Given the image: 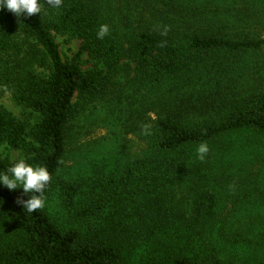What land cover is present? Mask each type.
<instances>
[{
  "label": "rangeland",
  "instance_id": "374dc122",
  "mask_svg": "<svg viewBox=\"0 0 264 264\" xmlns=\"http://www.w3.org/2000/svg\"><path fill=\"white\" fill-rule=\"evenodd\" d=\"M108 36L128 48L141 32L168 37L182 45L192 36H217L231 40H264V0H89ZM48 0H42L44 17ZM64 60L76 59L85 71L108 74V90L99 98L74 99L78 113L67 127L61 176L76 182H110L131 160L146 156L159 116L175 114L195 124L226 116L234 102L264 90V47L255 51L215 52L189 74L153 84L136 77L137 64L121 59L95 60L81 38L56 34ZM35 36L17 28L7 49L0 48V108L36 125L41 115L17 96L33 76L46 79L51 68ZM212 146V147H211ZM209 180L197 179L175 187L180 221L154 242L131 250L135 264L154 254L183 253L190 257L217 256L224 264H264V132L242 131L209 144ZM21 150L0 145V158H23ZM116 174V175H114ZM212 189V213L201 222L191 217L198 197ZM99 191L103 192L101 185ZM89 189H85L87 196ZM44 209L62 229L91 231L107 224L112 207L100 221L81 220L76 208L64 203L60 189L52 188ZM78 201L77 207H80ZM134 211V210H133ZM124 213V212H123ZM131 209L125 215L131 214ZM130 216V215H129ZM98 223V224H97ZM2 224V223H1ZM0 224V234L7 225ZM191 226V227H190Z\"/></svg>",
  "mask_w": 264,
  "mask_h": 264
},
{
  "label": "trees",
  "instance_id": "16d2710c",
  "mask_svg": "<svg viewBox=\"0 0 264 264\" xmlns=\"http://www.w3.org/2000/svg\"><path fill=\"white\" fill-rule=\"evenodd\" d=\"M91 5L89 0H62L59 10L48 4L43 12L46 15L35 19L0 9V48L7 49L17 28L22 27L43 46L45 63L51 68L46 79L33 76L27 80L17 96L41 115L36 125L29 127L0 108V145L6 143L21 150L29 163L47 166L51 181L45 198L52 188L58 187L64 203L76 208L81 220L100 221L108 206L112 207L111 216L106 218L107 224L96 225L91 231L62 229L44 208L29 213L17 203L18 198H28L22 188L10 191L0 185V224L7 225L6 232L0 234V264H135L131 250L145 242L159 241L172 228L178 230L181 211L175 201L176 185L198 178L209 180L210 165L215 160L210 150L205 159H198V144H213L242 131L264 132L262 90L237 100L226 116L211 121L190 124L175 114L159 116L150 152L131 160L110 182L106 179L92 184L64 179L60 172L67 127L78 113L74 99L104 96L109 76L101 70L85 71L76 59L64 60L56 34L81 38L95 60H120L127 55L137 64L136 77L151 84L180 76L192 80L194 75L188 72L196 69L209 53L264 47V40L236 41L198 35L182 45L168 37L141 32L124 48L112 36L97 39L102 22ZM16 161L0 158V173ZM100 185L104 193L99 191ZM85 189L91 192L87 196L83 195ZM213 205L212 189L204 191L196 200L191 217L202 223L204 217L211 215ZM129 209L132 213L125 215ZM142 264L224 263L217 256L164 252Z\"/></svg>",
  "mask_w": 264,
  "mask_h": 264
},
{
  "label": "clouds",
  "instance_id": "9594fccd",
  "mask_svg": "<svg viewBox=\"0 0 264 264\" xmlns=\"http://www.w3.org/2000/svg\"><path fill=\"white\" fill-rule=\"evenodd\" d=\"M51 7L59 10L62 0H48ZM42 0H0V9H6L19 16H32L36 13L42 14ZM109 33V26L101 24L96 33L97 39L103 40ZM207 142H201L196 147L197 157L205 159L209 152ZM51 181V174L47 166L34 165L21 158L13 163L6 172L0 173V185L7 187L10 191L22 188L28 195L27 199H19L23 209L29 213L45 206L44 193L47 185ZM32 193V195H29Z\"/></svg>",
  "mask_w": 264,
  "mask_h": 264
}]
</instances>
